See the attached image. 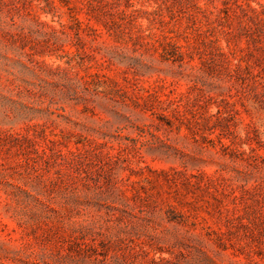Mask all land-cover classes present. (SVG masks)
<instances>
[{"label": "rangeland", "instance_id": "obj_1", "mask_svg": "<svg viewBox=\"0 0 264 264\" xmlns=\"http://www.w3.org/2000/svg\"><path fill=\"white\" fill-rule=\"evenodd\" d=\"M0 264H264V0H0Z\"/></svg>", "mask_w": 264, "mask_h": 264}]
</instances>
